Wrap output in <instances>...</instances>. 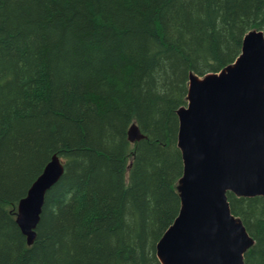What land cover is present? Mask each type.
Returning a JSON list of instances; mask_svg holds the SVG:
<instances>
[{
    "label": "trees",
    "instance_id": "16d2710c",
    "mask_svg": "<svg viewBox=\"0 0 264 264\" xmlns=\"http://www.w3.org/2000/svg\"><path fill=\"white\" fill-rule=\"evenodd\" d=\"M251 29L264 0H0V264H160L188 76L233 62ZM54 154L28 245L17 205ZM227 200L255 241L243 264H264V198Z\"/></svg>",
    "mask_w": 264,
    "mask_h": 264
},
{
    "label": "water",
    "instance_id": "95a60500",
    "mask_svg": "<svg viewBox=\"0 0 264 264\" xmlns=\"http://www.w3.org/2000/svg\"><path fill=\"white\" fill-rule=\"evenodd\" d=\"M177 109L183 171L178 215L156 243L160 264H243L254 239L227 200L264 197V31L251 29L240 54L217 72L190 73ZM145 136L135 123L131 143ZM64 172L54 154L17 206L15 222L32 245L47 191Z\"/></svg>",
    "mask_w": 264,
    "mask_h": 264
}]
</instances>
